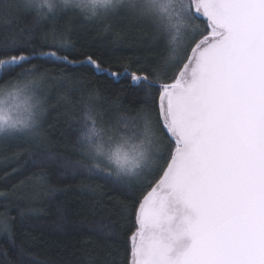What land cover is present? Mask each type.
Returning a JSON list of instances; mask_svg holds the SVG:
<instances>
[{"label": "snow or ice", "instance_id": "snow-or-ice-1", "mask_svg": "<svg viewBox=\"0 0 264 264\" xmlns=\"http://www.w3.org/2000/svg\"><path fill=\"white\" fill-rule=\"evenodd\" d=\"M5 4L12 6L11 0H0V7ZM129 15L147 22L165 42L167 54L147 67L121 62L113 69L87 52L75 59L66 39L71 29L59 25L60 16L47 28V20L16 8L0 25V84L24 76L35 77L38 86L51 80L64 84L75 121L76 156L45 152L46 138L40 135L10 136L0 144H29L22 149L29 157L22 166L36 168L34 194L54 196L60 190L48 180L51 167L62 177L87 178L92 183L81 179L80 187L92 191L101 187L96 180L125 190L139 186L131 205L121 202L132 209L126 264H264V0H130L114 16ZM33 61L61 66L47 68ZM86 65L112 82L78 74ZM121 78L130 81L138 109L119 102L117 92L124 89L115 85ZM82 140L90 150L85 151ZM132 140L138 141L131 144L134 155L123 147ZM105 155L102 163L99 158ZM20 156L21 151L13 153ZM142 160L151 163L137 172ZM121 174L135 179L121 180ZM169 195L191 209L180 232L191 244L180 251L173 247L175 233L164 238L156 231L169 219ZM28 215L21 212V226ZM67 220L61 211L57 226ZM0 223L15 245L8 219ZM88 227L119 235L111 220ZM104 252L106 247L95 244L61 264H115L111 253ZM17 257L16 264H32L23 245Z\"/></svg>", "mask_w": 264, "mask_h": 264}, {"label": "trees", "instance_id": "trees-1", "mask_svg": "<svg viewBox=\"0 0 264 264\" xmlns=\"http://www.w3.org/2000/svg\"><path fill=\"white\" fill-rule=\"evenodd\" d=\"M11 5L9 7L5 4L0 7V25L6 22L10 14H14L16 8L22 11L28 10L19 0H11ZM60 19L58 22L61 27L67 25L71 29L69 35L73 45L72 55L75 59H83V53L87 52L104 62L105 67L113 69H116L121 62L125 64L131 62L133 68L152 64L151 58L155 55V50L152 48L148 49L146 46L143 50L136 47L122 49L117 45L106 43L103 39L102 26L95 25L91 20L80 18L65 20L63 17ZM50 21L49 18L44 22L47 28L51 27ZM163 49V55H166L165 46ZM33 63H44V67L47 68L61 66L43 61H33ZM78 74L100 83L112 82L111 77L96 73L87 65L79 69ZM55 75L53 73V76ZM28 78L24 76L11 84L0 85H13ZM129 85L130 81L126 78H121L119 84L115 85L116 89H124L117 92L119 102L130 109H138L141 105L135 102L133 89ZM42 87L49 89L48 94L52 93V96L46 99L48 103L44 117L46 122L43 123L40 134V137L46 138L43 150L57 156L74 158L76 138L72 129L75 127V121L69 111V101L65 99L66 86L51 80L46 84L42 83ZM76 98L77 94L73 92L70 99L74 102ZM82 134L87 136V129H82ZM86 142L87 140L80 141L83 148ZM28 146L29 144L22 140L9 141L6 145L0 144V221L8 219L9 228L14 233L15 239L13 245L9 233L4 230V224L0 223V264H16L20 245L29 251L32 264H46L49 260L61 264L64 260L72 261L80 256L82 248L91 250L95 244L106 247L107 252L102 254L107 255L110 252V258H114L115 264H126L128 255L126 236L133 226L130 215L132 209L131 207L125 209L121 202L131 205L139 195V186L125 190L115 184L96 180L95 183L101 187L92 191L80 187L81 179L84 183H92L87 178L62 177L58 168L51 167L48 180L60 190L54 196L38 190L34 194L32 174L36 168L22 166V161L29 159L22 149ZM17 151H21L19 159L13 157V153ZM93 206L96 208L94 213L89 211ZM22 211L29 213L23 226L19 223ZM61 211L68 216L62 228L57 226ZM109 220L114 222L119 232L118 236H108L88 227V224L97 225L107 223Z\"/></svg>", "mask_w": 264, "mask_h": 264}, {"label": "clouds", "instance_id": "clouds-1", "mask_svg": "<svg viewBox=\"0 0 264 264\" xmlns=\"http://www.w3.org/2000/svg\"><path fill=\"white\" fill-rule=\"evenodd\" d=\"M28 10L41 20H49L67 12L78 13L87 20H102L119 11L129 0H19ZM71 42L70 35L66 37ZM29 77L26 81L13 85H0V104L10 96L24 95L19 109L9 111L0 107V139L5 135H23L35 138L41 134L42 123L47 112L46 96L35 90L37 85ZM43 82L41 81L40 84ZM85 151L89 144L85 143Z\"/></svg>", "mask_w": 264, "mask_h": 264}, {"label": "rangeland", "instance_id": "rangeland-1", "mask_svg": "<svg viewBox=\"0 0 264 264\" xmlns=\"http://www.w3.org/2000/svg\"><path fill=\"white\" fill-rule=\"evenodd\" d=\"M129 3H130V0H129ZM129 3L122 6L118 12L111 14L106 19L91 20V21L94 22L95 25L102 26L103 39L106 43H109L110 45H117L122 49L136 47V48L143 50L146 46L148 47V49L149 48L154 49L155 55L151 58L152 63H154L160 56L164 54V49H163V46H165L164 40L156 37L154 29L145 21H142L132 15H129L128 17L114 16L117 13H122L124 9L129 6ZM24 6L28 8L27 5H24ZM61 17H63L65 20L74 19V18H80L82 20H87L75 12L64 13L60 15V18ZM52 19L53 17L50 18V20ZM60 20H63V19H60ZM117 36H119L120 38L119 42L113 43V41L116 40ZM117 46L115 47V49L117 48ZM26 80L27 79H25V81ZM35 90L38 91L41 95H45L46 99L52 96V93L48 94L49 89L42 87V84H40L39 86L36 85ZM23 100H24L23 94L20 95L19 97L10 96L3 104H0V107L7 108L9 111H12L14 109H19L21 105V101ZM44 122H46V118H44L43 123ZM6 137H10V136L5 135L4 138ZM137 142L138 141H135V140L129 141V143L124 144L123 147L126 151L129 152L130 155H134L132 148H131V144L137 143ZM113 146L115 147L116 145L114 144ZM89 150H90V146H89ZM99 159L102 163L107 162L106 155L101 156ZM150 163H151L150 160H142L141 167L136 169V171L139 172V171L147 170V167L150 165ZM112 167H113L114 173L118 171L115 165H113ZM119 178L124 181H132L135 179V176L121 174Z\"/></svg>", "mask_w": 264, "mask_h": 264}, {"label": "water", "instance_id": "water-1", "mask_svg": "<svg viewBox=\"0 0 264 264\" xmlns=\"http://www.w3.org/2000/svg\"><path fill=\"white\" fill-rule=\"evenodd\" d=\"M170 191L166 190V192ZM166 215L169 219L156 231L164 238L172 237L175 233L177 238L172 241L174 250L180 251L186 249L190 246L191 239L187 235H180V232L184 226L185 217L191 215V209L169 195L166 201Z\"/></svg>", "mask_w": 264, "mask_h": 264}]
</instances>
